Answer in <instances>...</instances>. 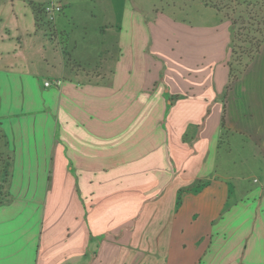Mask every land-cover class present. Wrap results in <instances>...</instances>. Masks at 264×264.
Listing matches in <instances>:
<instances>
[{
    "label": "crops",
    "instance_id": "1",
    "mask_svg": "<svg viewBox=\"0 0 264 264\" xmlns=\"http://www.w3.org/2000/svg\"><path fill=\"white\" fill-rule=\"evenodd\" d=\"M122 1L103 74L65 61V28L43 12L61 59L0 60V264H264V50L232 65L223 18L176 25ZM128 184L134 198H111Z\"/></svg>",
    "mask_w": 264,
    "mask_h": 264
},
{
    "label": "rangeland",
    "instance_id": "2",
    "mask_svg": "<svg viewBox=\"0 0 264 264\" xmlns=\"http://www.w3.org/2000/svg\"><path fill=\"white\" fill-rule=\"evenodd\" d=\"M30 1L32 0H0V60L6 59L8 54L15 51L26 54L39 49L38 53L41 52L43 57L53 55L56 52L55 57L58 61L62 57L61 45L58 47L51 39V46L48 44L49 41L43 37V33L49 35L47 22L44 25L41 23L39 28L35 26L33 10L29 6ZM49 1L42 0L45 3ZM128 2L145 19L155 15L156 18L173 20L176 25L183 21L185 24L195 26L199 23L205 24V22L207 23L213 19L217 20L219 18L222 20L223 18V20H226L227 25L233 23L230 26V34L237 39L235 50H238V52L253 48L250 43L251 40L253 42L261 41L264 38L262 35L264 29V0H128ZM51 3L64 6L65 16L59 19L60 14H56L53 21L56 20L55 22L61 29L65 28L66 35L69 38V40H66L67 37L63 38V42L67 41L69 45L68 54L64 56L65 61L76 70L86 71L90 74L89 77L110 70L113 62L109 61L106 66L105 61L109 50L110 54L117 51V47L114 45L117 34L112 26L119 21L126 9L123 1L51 0ZM125 13L127 14V12ZM48 23L51 22L48 21ZM30 38L32 41L29 43ZM109 38L110 41L113 38L115 39L111 42L112 44L105 42H108ZM56 42L58 43V39ZM74 42L77 43L75 51L71 46L74 45ZM100 46L108 48L105 50L104 56L99 55L100 50H98V47ZM64 47L65 44H63ZM263 50L264 45L261 47V51ZM63 51L65 50L63 49ZM242 65L243 61L241 59L240 66ZM7 156L5 141L0 133V182L3 180L8 164ZM255 174L259 179L261 176L259 172L256 171ZM146 190L147 193L144 194ZM115 191V193H111V198L115 197L117 199L123 194L127 198L129 197L128 199L136 196L135 187H131L130 184L127 186L126 193L119 194L121 193L119 186L115 188ZM142 191H144V196L150 195L148 187L143 188ZM98 199V197L95 198V210H99L101 207L97 204ZM113 201L110 202L112 206L115 205ZM135 225L136 219L128 217L127 229H132Z\"/></svg>",
    "mask_w": 264,
    "mask_h": 264
},
{
    "label": "trees",
    "instance_id": "3",
    "mask_svg": "<svg viewBox=\"0 0 264 264\" xmlns=\"http://www.w3.org/2000/svg\"><path fill=\"white\" fill-rule=\"evenodd\" d=\"M32 9L34 10L35 20L37 22L38 21L37 17H38V15H40V13L43 12V9L42 8L40 9V8H38V6H33V5H32ZM231 25H233V23H231ZM262 35L264 36V29L262 30ZM236 41H237V39L234 36H232V42H231L232 43L231 44L232 45V63H231L232 65L236 64V65L240 66V62L242 59V61H243L242 66H245V58H246V60H251L252 55L253 54L256 55L257 53H259L261 51V47L264 45V38L261 41L257 40V41L253 42V40H251L250 43L253 45V48H251L248 51L238 52V50H235L236 43H237ZM231 64H230V66H231ZM10 157L11 156H9V155L7 156L8 161H9ZM8 169H9V165L7 164L3 180L0 182V205L2 203L6 202V199H7L6 185H7L8 178H9ZM205 185H207L206 182H199V183L194 184L193 186L179 189L177 192L176 205H179L180 200H181V196L184 193H188V192L196 193V192L200 191L203 187H205Z\"/></svg>",
    "mask_w": 264,
    "mask_h": 264
},
{
    "label": "built area",
    "instance_id": "4",
    "mask_svg": "<svg viewBox=\"0 0 264 264\" xmlns=\"http://www.w3.org/2000/svg\"><path fill=\"white\" fill-rule=\"evenodd\" d=\"M62 11V7L60 5H47L43 7V12L47 16V20L52 22L54 20V16L56 14H60ZM60 81H46L45 87H51L55 85H59Z\"/></svg>",
    "mask_w": 264,
    "mask_h": 264
}]
</instances>
